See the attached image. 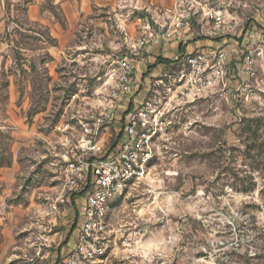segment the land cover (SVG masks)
I'll list each match as a JSON object with an SVG mask.
<instances>
[{"label": "rangeland", "instance_id": "1", "mask_svg": "<svg viewBox=\"0 0 264 264\" xmlns=\"http://www.w3.org/2000/svg\"><path fill=\"white\" fill-rule=\"evenodd\" d=\"M174 3L191 9L195 32L207 10L231 19L228 90L179 110L148 174L113 200L99 264H264V0H0V264H53L66 247L74 218L46 215L62 194L54 125L86 112L136 40L137 16ZM248 47L252 76L241 71ZM49 224L52 246L36 256Z\"/></svg>", "mask_w": 264, "mask_h": 264}, {"label": "built area", "instance_id": "2", "mask_svg": "<svg viewBox=\"0 0 264 264\" xmlns=\"http://www.w3.org/2000/svg\"><path fill=\"white\" fill-rule=\"evenodd\" d=\"M145 11L136 18V40L114 55L99 76L86 112L75 124L59 121L54 125V138L48 143L61 168L62 194L48 202L46 215L53 221L62 219L63 202L76 204V213L66 247L53 264H99L113 243L109 221L113 200L132 181L148 174L162 141L176 126L179 110L228 90L231 56L225 35L234 26L225 13L207 10L202 18L208 28L195 32L191 9L180 3ZM201 34L221 44L188 50L187 43ZM165 41L177 42L179 54L170 60L164 57L157 73L144 70L137 78L136 65L147 63L148 47ZM240 55L241 71L254 75L255 49L248 47ZM51 226L33 241L36 256L49 252L54 241L49 238Z\"/></svg>", "mask_w": 264, "mask_h": 264}, {"label": "crops", "instance_id": "3", "mask_svg": "<svg viewBox=\"0 0 264 264\" xmlns=\"http://www.w3.org/2000/svg\"><path fill=\"white\" fill-rule=\"evenodd\" d=\"M221 44L220 42H214V41H210L208 39H194V40H190L187 43L186 48L188 50L193 49L194 47L198 46V45H210V44ZM179 54V46L177 42L174 41H165V42H159V43H154L151 44L146 52V56H147V63L144 64H137V69H136V76L137 78H140L142 75V72L144 70H148V72L150 73H157L158 70H160L161 68V64L162 62L165 61V58L168 60L170 59H174L177 55ZM165 57V58H164ZM146 65H149V68L146 69ZM73 211H75V208L73 210L72 206H68L65 207L63 209V220L65 221L66 219H68L71 215H73ZM63 247V246H62ZM36 252V249H33ZM61 250H64V248H61ZM59 251V252H60ZM45 254H48V252H42L40 253V256H44Z\"/></svg>", "mask_w": 264, "mask_h": 264}]
</instances>
